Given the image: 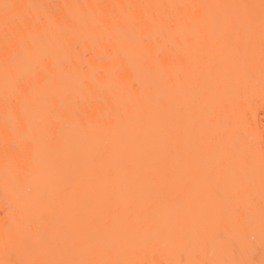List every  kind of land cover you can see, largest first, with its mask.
<instances>
[{
    "label": "bare ground",
    "instance_id": "1",
    "mask_svg": "<svg viewBox=\"0 0 264 264\" xmlns=\"http://www.w3.org/2000/svg\"><path fill=\"white\" fill-rule=\"evenodd\" d=\"M37 204L73 215L0 264H264V0H0V210Z\"/></svg>",
    "mask_w": 264,
    "mask_h": 264
},
{
    "label": "rangeland",
    "instance_id": "2",
    "mask_svg": "<svg viewBox=\"0 0 264 264\" xmlns=\"http://www.w3.org/2000/svg\"><path fill=\"white\" fill-rule=\"evenodd\" d=\"M42 205V204H41ZM45 205V204H44ZM43 205V206H44ZM36 206H38V204L36 205ZM49 207V206H48ZM48 207H42V206H38V208L37 209H35V210H33V208H32V210L33 211H31L30 209H29V207H24V209H17V208H10V209H5L4 211L3 210H0V220L1 221H4V222H7V221H12V222H14L15 224H17V223H19V221H20V219H21V217H23V216H28V217H30V218H32V219H39L40 217L38 216V215H41L45 210L44 209H47ZM52 207V206H51ZM50 208V207H49ZM51 209V208H50ZM50 209H47V211H49ZM53 210H50L49 212H51V214H47L48 216H47V218L45 219V220H50L49 218L50 217H52V219H54L53 217H54V215H55V213L54 212H56L57 211V209L55 210L54 208H52ZM46 211V212H47ZM53 212V213H52ZM58 212V214L59 215H61V219H62V216H64V217H68V216H72L73 215V213H71V212H69V211H64L65 212V214L63 213V211L61 210V214L59 213L60 212V210H58L57 211ZM56 212V213H57ZM33 213H35V214H37V217L38 218H36V215H33ZM63 213V214H62ZM53 214V216H51ZM58 214H56V215H58ZM43 215V214H42ZM44 217V216H43ZM27 218V217H26ZM57 218V221H55V222H59L58 221V217H56ZM37 220H36V222H37ZM42 220V219H41ZM40 220V221H41ZM44 220V219H43ZM51 221V220H50ZM77 248L78 247H75V251L76 252H74L75 254H77V252H78V254L79 255H73V258L76 260H78V258L77 257H79L80 258V260L81 261H75V260H73V262L74 263H72V264H75L76 262L78 263H80V264H89V262H86V257L83 255V253H82V251H81V253H79L80 251L79 250H77ZM74 251V250H73ZM70 254H73L72 252L70 253ZM10 255V254H9ZM84 256V260L85 261H83L82 259V257ZM10 257V258H9ZM68 257V256H67ZM69 257H72L71 255L69 256ZM76 257V258H75ZM19 259L20 258H18V256H14L13 254H11V256H8V258L6 257V259H5V261L8 263V264H24V262L22 263V261H19ZM22 259V258H21ZM60 258L58 257V260H59ZM64 259L66 260V258L64 257ZM64 259H62L63 260V264H64ZM55 260L57 261V258H55ZM25 261V260H24ZM70 261H72V259L70 260ZM69 261V262H70ZM58 262H61V260L60 261H58ZM84 262V263H83ZM26 263H29V261L28 262H26ZM62 263H58V264H62ZM66 264H70V263H67V262H65ZM76 263V264H77ZM78 263V264H79ZM182 263H184V260H182ZM30 264V263H29ZM46 264H55L54 263V260H53V262L51 261H49V263L48 262H46Z\"/></svg>",
    "mask_w": 264,
    "mask_h": 264
}]
</instances>
